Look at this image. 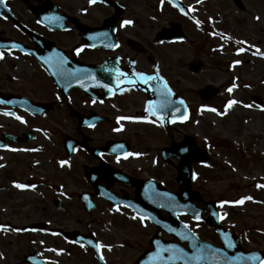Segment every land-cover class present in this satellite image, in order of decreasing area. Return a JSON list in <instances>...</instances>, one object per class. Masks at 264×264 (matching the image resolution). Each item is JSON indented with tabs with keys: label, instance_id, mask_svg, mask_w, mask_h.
I'll return each mask as SVG.
<instances>
[{
	"label": "flooded vegetation",
	"instance_id": "1",
	"mask_svg": "<svg viewBox=\"0 0 264 264\" xmlns=\"http://www.w3.org/2000/svg\"><path fill=\"white\" fill-rule=\"evenodd\" d=\"M5 4H0V115L13 123L20 121L17 116L29 123L23 130L15 126L2 130L5 150L0 152L40 148L43 133L55 138L54 146L63 154L67 170L52 198L53 213L76 212L84 221L51 229L77 236L90 233L102 246L97 259L83 240L75 243L58 233L51 236L61 239L63 246L48 249L54 261L45 257L46 251L36 249L33 252L42 261L38 264H70L67 259L85 264H136L152 249L154 239L163 246L189 251L182 233L171 236L166 226L159 228L137 216L152 213L168 219L167 208L161 205L167 206L166 201L149 202L148 183L178 192L176 180L168 184L164 176L165 167L174 166L176 172L177 163L163 161L161 152L182 142V123L172 125L169 133L168 121L159 117V110L153 114L146 109L150 101L162 98L160 86L171 90L173 100L183 98L182 73L176 65L169 67L164 48L181 42L162 35L174 27L186 40L195 33L190 28L196 14L194 0H5ZM235 4L244 10L240 1ZM57 16L62 19H52ZM124 20L132 24L121 27ZM61 60L66 72L75 73L74 78L59 73ZM148 76L154 79L147 80ZM185 108L189 113L190 108ZM119 117L131 119L118 121ZM193 189L201 196L197 206L205 208L208 201L202 197V188ZM81 198L93 206L91 212ZM86 217L94 220L87 222ZM203 217L209 219L208 212ZM228 218L221 215L220 223L234 235L229 243L243 252L262 253L264 258V247L248 237V230H237ZM178 219L200 242L223 247L207 223L190 216ZM11 264H21L20 258Z\"/></svg>",
	"mask_w": 264,
	"mask_h": 264
},
{
	"label": "rangeland",
	"instance_id": "2",
	"mask_svg": "<svg viewBox=\"0 0 264 264\" xmlns=\"http://www.w3.org/2000/svg\"><path fill=\"white\" fill-rule=\"evenodd\" d=\"M234 1L194 0L196 14L190 28L195 33L184 43L164 48L169 67L176 65L182 73L179 89L190 108L180 128L182 134L190 137L194 148L206 151L210 158L208 166L192 165L196 175L193 188L199 185L204 200L217 202L218 210L235 223L237 230H248V237L264 247V187H257L264 185V0H240L244 10H239ZM248 46L259 50L261 57ZM189 64L199 65L198 72H189ZM206 86L219 92L204 102L196 92ZM230 87L231 93L227 91ZM255 97L261 99L260 105L255 103ZM229 100L238 103L229 108V114L221 115ZM28 123H13L0 115V132L14 126L23 130ZM171 130L169 125V133ZM39 139L40 148L30 147L25 151L11 148L0 153V225L8 226L6 230L0 229V264L21 260L23 254L36 249L46 251L45 257L54 261L48 249L63 246L61 239L24 228L46 224L56 229L84 221L76 212L53 213L52 198L56 196V188L64 183L67 166L61 164L65 159L54 146L55 138L43 133ZM154 155L153 165H156ZM172 167H165L168 184L176 180ZM30 181L39 183L32 187ZM16 183L28 187L17 188ZM248 196L252 200L234 203ZM66 205L63 202L62 206L67 208ZM86 220L91 222L94 217ZM67 261L85 264V261Z\"/></svg>",
	"mask_w": 264,
	"mask_h": 264
},
{
	"label": "water",
	"instance_id": "3",
	"mask_svg": "<svg viewBox=\"0 0 264 264\" xmlns=\"http://www.w3.org/2000/svg\"><path fill=\"white\" fill-rule=\"evenodd\" d=\"M178 31L174 30V32H169L165 37L167 38H173L178 36ZM197 65H190L189 69L193 72L198 71ZM216 91L211 90L210 88H206L202 91H199L198 94L202 100H207L211 96L215 94ZM165 99V96H162V100ZM171 103L168 105L167 108L161 109L162 110V116L168 118V119H177L184 114V110L181 104H178L177 102H174L167 98ZM256 101L259 102V99L256 98ZM192 142L189 139H186L182 144L180 145H174L170 149H167L163 152L162 156L165 158L173 157L175 158L178 163V185L180 192L178 194H171V193H162L160 196V193L157 191L156 187L153 184L148 185V198L151 201L155 199V196L158 194L160 201V198L162 200L167 201V206H162L167 208V212L170 216V220L168 222H163L160 218L152 215L147 214L143 215L142 217L145 219H148L151 223L157 226H169V232H181L183 229L184 231L187 230L185 226L181 223H179L176 219L177 214H190L192 216L199 215L201 213V210H197L193 204L192 201H197V197L195 196V193H193L190 189V183L194 179L193 171L191 170L190 164L196 161L200 162H206L207 156L203 154L202 152L193 151L192 149ZM84 200H86L84 198ZM156 200V199H155ZM154 200V201H155ZM163 205V204H161ZM160 206V203H159ZM91 209V208H90ZM196 220V219H195ZM201 217L199 220L200 221ZM214 223L217 225V217L214 216ZM217 230L220 234V237L222 238L224 242V248L223 249H217L213 247H202L205 246L203 244H200L197 240L189 239L188 242L190 244L191 253H187L185 251H180L177 253V256H182V258H175L174 260H169L168 264H203V261L207 259V262L209 261V264H256L254 262L253 258L249 257V255L244 254L237 250L235 248V245H232V247H228L229 244V235L225 232H223L221 229H219L217 225ZM41 229L37 226H32L29 230L35 231ZM67 236L71 237V234H66ZM84 240L87 241L90 247L94 248L96 250V243L91 237H84ZM91 242V243H90ZM154 251L146 253L143 258L146 260V263H152V264H162L161 260L167 259V257H171L172 253L169 251H165V246H162L156 242H154ZM171 248V247H169ZM203 250L206 251V258L201 260L199 259V252H202ZM159 252L160 257H163L161 259L160 257H157L156 253ZM203 253V252H202ZM229 253H232L233 256H230ZM25 262H30L32 259L31 257H25ZM260 261V258L258 259V262Z\"/></svg>",
	"mask_w": 264,
	"mask_h": 264
},
{
	"label": "snow or ice",
	"instance_id": "4",
	"mask_svg": "<svg viewBox=\"0 0 264 264\" xmlns=\"http://www.w3.org/2000/svg\"><path fill=\"white\" fill-rule=\"evenodd\" d=\"M94 2H95V0H89V3H94ZM161 2L163 3V0H161ZM171 2H172V0H169V3H171ZM197 2L199 3L200 0H197ZM0 4H4V6L7 7V5L5 4V0H0ZM52 19H54L55 21H60L62 18L59 17V16H57V17H54V18H52ZM257 19H258V18H257ZM197 23L199 24V21H197ZM130 24H132V21H131V20H124V21L121 23V27H124L125 25H130ZM241 43H243V42H241ZM14 47H18V46L14 45ZM243 50H244V49H239L238 51H243ZM79 51H80V50L77 49V52H79ZM0 59H3V53H2V52H0ZM63 63H64L63 60H61L60 64L58 65L59 73L62 74V75H65V76H67V77L74 78V77H75V73H69V72H66V71L63 69ZM234 63L239 64L240 61H235ZM153 79H154L153 76H148V77H147V80H153ZM235 86H236V85H233V87H235ZM165 87H167V86L165 85ZM227 91H228L229 93H231V92H232V87L228 88ZM170 95H171V90L168 89V91L164 94V96H165V99H164V100H162V101H158V102H151V101H150V102H149V107H148V109H146V110H147V111H151L153 114H155L157 110L167 108L168 105L171 103V102L167 99V97L170 96ZM181 103H183V101H181ZM236 103H238V101H235V100H229L228 103H227V105L225 106V113H220V114H221V115L226 114L227 109H228L229 107H231L232 105L236 104ZM245 107H250V105H245ZM210 110L213 111V112L216 111L215 108H212V109H210ZM16 119L20 120L22 123L25 122V121L23 120L22 117L17 116ZM120 119H131V118H128V117H119V118H118V121H119ZM153 122H154V121H153ZM115 130H116V131H119V130H121V129L118 128V129H115ZM114 150H115V149H114ZM126 155H133V154H132V153H127ZM137 155H138V154H137ZM64 163H65L64 161H61V164H64ZM15 187L23 189V188L28 187V185L20 184V183H16V184H15ZM32 187H35V186L33 185ZM257 187H264V185H257ZM245 200H252V197H250V196H248V197H243V198H241L240 200L235 201L234 203H236V204H243ZM222 203H227V202H222ZM135 218H136V217H133V219H135ZM194 219L199 220V219H200V216H199V215H195V216H194ZM141 221H143V217H141ZM7 227H8V226H6V225H0V229H5V230H6ZM185 227H187V225H185ZM12 231H19V229H12ZM184 238H185V239H188L189 236L186 235ZM90 243H91V242H90ZM101 247H102V246H101L99 243L96 244V250H97V251H99ZM105 247H109V248H110V246H105ZM228 247H232V244L229 243V244H228ZM165 251H169V252L172 253V256L170 257V259H172V258H176L177 253H179L181 250H179V249H174V248H168V249H165ZM156 255H157V257H160L159 252H157ZM160 258L163 259V257H160ZM253 258H254V259H258V257H253ZM101 259H103V256H101ZM260 264H264V259H261V260H260Z\"/></svg>",
	"mask_w": 264,
	"mask_h": 264
},
{
	"label": "bare ground",
	"instance_id": "5",
	"mask_svg": "<svg viewBox=\"0 0 264 264\" xmlns=\"http://www.w3.org/2000/svg\"><path fill=\"white\" fill-rule=\"evenodd\" d=\"M248 48L251 49V50H253L254 53H257L258 56L261 57V55H260L261 53L259 52V50H257V49L254 48V47H251V46H248ZM210 78H211V76L209 77V79H210ZM207 108H209V107H207ZM229 108H230V107H229ZM229 108L227 109L226 114H229V113H230V109H229ZM209 109H210V108H209ZM206 115H207V116H213V114H212V115H211V114H206ZM213 117H214V116H213Z\"/></svg>",
	"mask_w": 264,
	"mask_h": 264
}]
</instances>
